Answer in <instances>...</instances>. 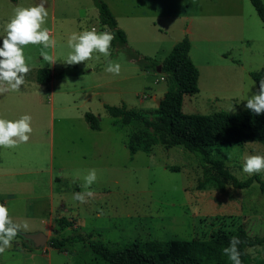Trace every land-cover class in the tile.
Wrapping results in <instances>:
<instances>
[{"label":"rangeland","instance_id":"1","mask_svg":"<svg viewBox=\"0 0 264 264\" xmlns=\"http://www.w3.org/2000/svg\"><path fill=\"white\" fill-rule=\"evenodd\" d=\"M103 1L128 47L142 57L163 63L179 42L190 40V57L200 72L199 93L184 96L183 113L239 116L247 110V97L258 91L251 73L264 68V24L250 0ZM38 3L0 0V47L14 9ZM46 8L43 27L56 40L55 47L25 46L31 68L25 83L20 91L0 95V118L29 115L33 128L27 143L0 147V197L16 222L28 224L20 233L68 240L61 250L49 242L30 249L17 236L0 254V264H105L90 241L119 249L136 239L233 238L242 229L252 238L264 237V192L257 182L264 183V172L243 171L247 156L264 155V143L213 149V157L223 160L235 179L252 180L242 189L205 166L197 154L164 148L156 135L151 148L134 149L130 136L143 137L144 125L126 126L105 106H124L154 121L169 86L164 75L141 67L114 41L107 58L94 53L91 60L66 64L71 33L110 30L94 0H47ZM42 49L56 59L54 65L43 60ZM109 62L120 64L119 75L105 71ZM40 69L51 70V84L37 82ZM87 113L99 119V130L90 128ZM147 132L154 134V129ZM89 169L97 170L91 186L95 196L81 204L73 194L84 191ZM248 254L252 264H264V246L250 248Z\"/></svg>","mask_w":264,"mask_h":264},{"label":"trees","instance_id":"2","mask_svg":"<svg viewBox=\"0 0 264 264\" xmlns=\"http://www.w3.org/2000/svg\"><path fill=\"white\" fill-rule=\"evenodd\" d=\"M250 1L264 24V3L262 0ZM94 4L99 11L102 24L115 34L114 43L125 49L130 59L144 69L156 70L161 65V73L169 85L158 105L157 117L154 121H149L141 112L128 110L124 106H105L112 117L120 119L126 126L134 122H141L144 125L143 137L135 134L130 136L129 142L133 145L132 147L135 149L148 145L151 148L156 143V135L164 148L182 147L200 156L203 164L216 170L221 177L234 181L236 187L241 189L250 187L252 180L239 182L226 169L225 162L215 159L212 152L214 148H231L250 142L264 143V114L256 115L248 109L239 116H232L225 112L211 115L183 113L184 96L199 93L200 72L190 57V40L184 38L179 42L163 63L142 57L128 47L126 35L119 28L108 5L103 0H94ZM53 77L51 70L40 69L37 73V82L46 85L53 80ZM251 77L259 89V81L264 79V68L252 72ZM85 120L92 130H99V119L95 115L87 113ZM149 128L154 129V134L147 132ZM257 182L260 183L264 192V183L258 178ZM0 204H4L1 197ZM69 226L72 225L69 224ZM17 236L21 237L19 234ZM236 237L241 241L238 247L242 264H252L248 249L264 246V237L252 238L243 229ZM231 239L218 235L212 236L210 240L191 241L143 242L136 239L130 245L119 249H111L103 243L93 241H90L89 245L105 264H232L222 251L223 248L229 246ZM67 240L66 238H53L49 240V245L61 250ZM25 246L33 249L28 244Z\"/></svg>","mask_w":264,"mask_h":264},{"label":"clouds","instance_id":"3","mask_svg":"<svg viewBox=\"0 0 264 264\" xmlns=\"http://www.w3.org/2000/svg\"><path fill=\"white\" fill-rule=\"evenodd\" d=\"M47 0H39L35 6H17L13 15L5 25L6 35L0 47V95L9 91H20L25 83V76L31 71L26 62L24 47L42 45L43 49L54 48L56 40L52 38L49 29L43 27L49 12L46 8ZM115 34L111 31L98 32L95 27L91 30L73 32L69 35L67 46L68 53L65 63L75 65L93 59L94 53L104 57L111 55L110 49ZM41 50L40 55L49 65H54L56 59L47 51ZM99 55L96 59H99ZM106 72L119 75L121 66L118 63L109 62ZM63 87V85H62ZM245 107L256 115L264 114V79L259 81L258 91L247 97ZM31 116L23 115L19 119L9 120L0 118V147L14 148L21 143H27L33 132ZM243 171L249 175L264 172V155H249L243 165ZM97 181V170H87L83 177L82 187L84 191L73 194V199L81 204L87 203L89 198H94L95 192L91 186ZM26 222H16L5 204H0V254L5 253L11 247L12 241L22 229H27ZM241 241L233 237L229 246L223 248V254L232 264H242L239 245Z\"/></svg>","mask_w":264,"mask_h":264},{"label":"water","instance_id":"4","mask_svg":"<svg viewBox=\"0 0 264 264\" xmlns=\"http://www.w3.org/2000/svg\"><path fill=\"white\" fill-rule=\"evenodd\" d=\"M162 72V66H158L156 70H151V72ZM161 100L158 102L160 104ZM19 235L23 238L24 242L30 245L34 249H42L48 245L49 236L45 233H35V234H23L19 233Z\"/></svg>","mask_w":264,"mask_h":264},{"label":"crops","instance_id":"5","mask_svg":"<svg viewBox=\"0 0 264 264\" xmlns=\"http://www.w3.org/2000/svg\"><path fill=\"white\" fill-rule=\"evenodd\" d=\"M53 82V80L51 81V82H49L48 84H51ZM41 85V84H40ZM50 224H52V223H50Z\"/></svg>","mask_w":264,"mask_h":264}]
</instances>
